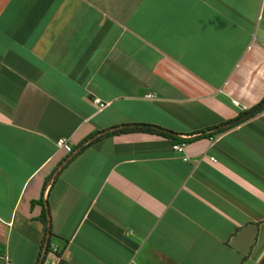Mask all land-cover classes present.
Wrapping results in <instances>:
<instances>
[{
	"label": "crops",
	"instance_id": "0c3cea01",
	"mask_svg": "<svg viewBox=\"0 0 264 264\" xmlns=\"http://www.w3.org/2000/svg\"><path fill=\"white\" fill-rule=\"evenodd\" d=\"M263 97L264 0H0L1 264H258Z\"/></svg>",
	"mask_w": 264,
	"mask_h": 264
},
{
	"label": "trees",
	"instance_id": "16d2710c",
	"mask_svg": "<svg viewBox=\"0 0 264 264\" xmlns=\"http://www.w3.org/2000/svg\"><path fill=\"white\" fill-rule=\"evenodd\" d=\"M261 101H264V97L261 98L259 102ZM264 106V103L261 105V107ZM252 114V113H251ZM230 120H227L226 122H229ZM225 122V123H226ZM237 122V121H236ZM235 121L232 122L233 123H236ZM128 130H146V131H154V132H159L161 134H164V135H167V136H170L172 137L175 141H187L189 139H191L192 137L194 136H191V137H187V138H179V137H176L173 135V132H169V131H166L164 129H162L161 127L157 126V125H154V124H139V123H128V124H124L122 127L118 128V129H112L110 130V132H113V131H128ZM221 130V128H217L216 130H214V132H217ZM106 133V132H104ZM101 134H98V135H94V136H91L89 138H86L82 143L78 144V149H81L82 147H84L87 143H89L90 141L94 140V139H97L98 137H100ZM76 150V151H77ZM66 162V159H64L62 162H60L58 164V166L56 167V170ZM49 178V176H47L42 184H41V187H40V194H39V197L36 198V199H31L30 202L33 203V202H38L41 204V210H40V213L38 215V219L43 223V230L45 232V234L49 235L50 234V231H49V227H48V218H49V213H48V205H47V201L46 199L44 198L43 199V190L45 188V184H46V181L47 179ZM47 242L45 244V251L47 249ZM264 260V253L261 255V258H260V264L261 261ZM264 262V261H263ZM0 264H1V260H0Z\"/></svg>",
	"mask_w": 264,
	"mask_h": 264
},
{
	"label": "built area",
	"instance_id": "2783aa9c",
	"mask_svg": "<svg viewBox=\"0 0 264 264\" xmlns=\"http://www.w3.org/2000/svg\"><path fill=\"white\" fill-rule=\"evenodd\" d=\"M92 101L97 103V105L99 107H101V106H103L105 104V102L100 101L98 98H93ZM231 101H232V103H237V101L235 99H231ZM55 143H56L57 146L62 147L66 152H74V148H72L67 142H65V140L63 138H57ZM181 145H182V142L181 143H176L175 142V143H172L171 146H172L173 149L179 151L182 148ZM45 244H46V240H43V243H42L41 249H40L41 252H43V250L45 249Z\"/></svg>",
	"mask_w": 264,
	"mask_h": 264
},
{
	"label": "water",
	"instance_id": "95a60500",
	"mask_svg": "<svg viewBox=\"0 0 264 264\" xmlns=\"http://www.w3.org/2000/svg\"><path fill=\"white\" fill-rule=\"evenodd\" d=\"M263 103H264V101H261V102H259V103H256L255 105H253L252 107H250L248 110H246L245 112H243L242 114H240L238 117L231 119L229 122H234V121H236V120H238V119H240V118L246 116L247 114L252 113V112L255 111L257 108H259ZM166 131H168V130H166ZM72 153H74V152H72ZM72 153H71V154H72Z\"/></svg>",
	"mask_w": 264,
	"mask_h": 264
},
{
	"label": "rangeland",
	"instance_id": "374dc122",
	"mask_svg": "<svg viewBox=\"0 0 264 264\" xmlns=\"http://www.w3.org/2000/svg\"><path fill=\"white\" fill-rule=\"evenodd\" d=\"M263 232H264V230H263ZM261 245H262V242L259 243V246H257L256 249H258ZM47 253H49V252H46V254H47ZM263 253H264V252H263ZM260 258H261V256H260ZM260 258H259V260H258V264H260ZM263 261H264V260H263ZM263 261H261L262 264H264Z\"/></svg>",
	"mask_w": 264,
	"mask_h": 264
}]
</instances>
